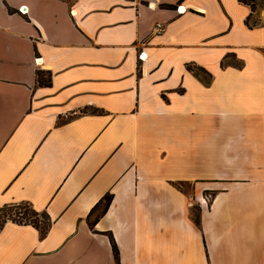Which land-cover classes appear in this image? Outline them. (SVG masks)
Masks as SVG:
<instances>
[{"label": "crops", "instance_id": "obj_1", "mask_svg": "<svg viewBox=\"0 0 264 264\" xmlns=\"http://www.w3.org/2000/svg\"><path fill=\"white\" fill-rule=\"evenodd\" d=\"M18 205L49 225L6 221L0 264H264V0H0V208Z\"/></svg>", "mask_w": 264, "mask_h": 264}, {"label": "trees", "instance_id": "obj_2", "mask_svg": "<svg viewBox=\"0 0 264 264\" xmlns=\"http://www.w3.org/2000/svg\"><path fill=\"white\" fill-rule=\"evenodd\" d=\"M240 3L247 5L250 7L251 11L254 12L256 9V0H238ZM187 70L192 72L197 78L201 79L202 81H207V79L210 78V75H208L203 69L200 68H195V67H191L188 66ZM37 77V83L40 86H49L51 84V78L50 75H45L43 73L38 72L36 74ZM112 200V196L107 194L105 195L101 201L99 202V204H102V213L106 211V209L108 208L109 204L111 203ZM26 207H28L27 205H24ZM4 208H10V207H4ZM28 209L30 210V213L32 214V218L31 220H25L24 222H15V223H19V224H30L35 226L36 228H39L41 236H43L45 234V232L47 231L48 225H49V221L48 218L45 215H39L36 212H34L33 210H31L29 207ZM92 213V211H91ZM39 217L42 220V226L39 225L38 223V219ZM192 222L195 224V226H199L200 224V217L199 214L195 217V218H191ZM95 221V220H94ZM6 222V220H2L0 221V229L2 228L3 224ZM13 222V221H12ZM111 245H112V251H113V255L114 258L116 260V262H118V252L117 249L114 245V242L111 239Z\"/></svg>", "mask_w": 264, "mask_h": 264}, {"label": "rangeland", "instance_id": "obj_3", "mask_svg": "<svg viewBox=\"0 0 264 264\" xmlns=\"http://www.w3.org/2000/svg\"><path fill=\"white\" fill-rule=\"evenodd\" d=\"M263 2V0L255 2V4L259 5ZM254 22V21H253ZM184 190H190L189 187H183ZM214 194L207 195L203 199H198L196 206H194L190 212V218H195L198 214L200 215V209L206 207L207 204L212 200ZM205 204V205H204ZM32 214L28 207L24 205L13 206L10 208H0V221H13V222H24L25 220H31Z\"/></svg>", "mask_w": 264, "mask_h": 264}, {"label": "built area", "instance_id": "obj_4", "mask_svg": "<svg viewBox=\"0 0 264 264\" xmlns=\"http://www.w3.org/2000/svg\"><path fill=\"white\" fill-rule=\"evenodd\" d=\"M148 7H149V6H148ZM179 8H183L184 11H183V12H180V11H179ZM20 9H21V8H20ZM20 9H19V11H20ZM185 10H186V9H185L184 7H182V6H178V7L176 8V10H175V14H176V15H181L182 13L185 12ZM20 12H21V11H20ZM21 13H24V12H21ZM71 14H72V16L74 15L72 11H71ZM155 31H156V32H155L156 34L161 33V32H162V26H161L160 24H157V25L155 26ZM143 56H144V54L142 53L141 56H140L139 58H140L141 60H143ZM37 60L40 61L39 64L36 63ZM34 63H35L36 66H40V64H41V59H35V60H34ZM204 205H205V204H204Z\"/></svg>", "mask_w": 264, "mask_h": 264}, {"label": "snow or ice", "instance_id": "obj_5", "mask_svg": "<svg viewBox=\"0 0 264 264\" xmlns=\"http://www.w3.org/2000/svg\"><path fill=\"white\" fill-rule=\"evenodd\" d=\"M20 11H21V12H23V11H25V9L21 8V9H20ZM179 11H180V12H183V11H184V9H183V8H179ZM36 63H37V64H39V63H40V61H39V60H37V61H36Z\"/></svg>", "mask_w": 264, "mask_h": 264}]
</instances>
